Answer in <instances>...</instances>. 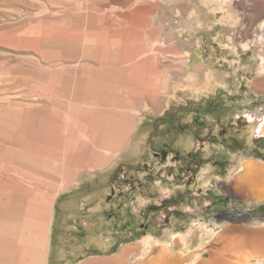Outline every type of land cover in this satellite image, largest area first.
Wrapping results in <instances>:
<instances>
[{
  "label": "rangeland",
  "instance_id": "1",
  "mask_svg": "<svg viewBox=\"0 0 264 264\" xmlns=\"http://www.w3.org/2000/svg\"><path fill=\"white\" fill-rule=\"evenodd\" d=\"M219 3L216 14L200 0H0V264H45L50 240L58 264L125 251L133 264L148 234L141 264H264V184L246 169L264 168V0ZM174 4L185 11L172 26ZM229 42L256 57L254 71L230 75L237 89L168 104L191 70L237 63ZM141 128L143 147L129 153ZM159 183L170 189L153 192ZM101 201L111 230L90 217ZM197 223L216 234L187 246Z\"/></svg>",
  "mask_w": 264,
  "mask_h": 264
},
{
  "label": "bare ground",
  "instance_id": "2",
  "mask_svg": "<svg viewBox=\"0 0 264 264\" xmlns=\"http://www.w3.org/2000/svg\"><path fill=\"white\" fill-rule=\"evenodd\" d=\"M200 2L203 5L207 6V8H209L212 12H214L216 14L220 10L219 6H220L221 2L219 3V5H217L219 0H215V1L214 0H200ZM221 6H220V8H222L221 10H223L224 9L223 4H221ZM206 11H207V9H206ZM223 16H224V18L226 17L229 21H231L232 24L234 23V22H232V20H234L235 17H233V14L230 11H228L227 13H223ZM197 23H198V20H197ZM221 30H223V29L221 28ZM188 31H190V30H188ZM183 39H185V38H183ZM223 39H224L223 37L219 38V42L221 45L224 44ZM229 41H231V40H229ZM229 44H230L229 45L230 48L228 50H226V53H229V54L230 53L231 54L237 53V54H239L240 56L238 57L237 63H231L230 69L227 68L228 70H226L224 73H221L220 75L218 72H216L217 70L215 71L213 69L205 70V72L203 74H201L199 72V69L193 70V71L191 70L190 72H188L186 77L184 76L185 78H182V79L176 81V84L173 86V92L168 99L169 100L168 104H171L173 101H176V99L179 100L180 97H181V101L182 100L186 101V99L189 98L190 99L189 101L191 103H195L197 101H200V99H205L206 96H208V97H212L213 95L215 96L217 94V90L219 87H225V89L227 88L229 91H235V89H237L236 88L237 87L236 79L230 77V75L238 74V73H240L241 70L246 71V72L254 71L253 68H254V63L256 62V57H254V59H247L246 55H242L240 53L239 48L237 46H235L233 44V42L232 43L229 42ZM263 69H264V57L262 58L260 70L262 71ZM234 86H235V88L233 89ZM214 96H213V98H214ZM172 104H174V103H172ZM191 119H192V116L190 115L189 117H187V119H185L182 122L183 123L189 122V121H191ZM142 131H143V129L141 128L138 131L141 136L138 134L139 136L133 139L134 142L132 141L133 142L132 145L129 146L131 150L128 148L130 150L129 153H132L135 151L137 152L139 148L143 147L142 142L144 141V139L142 137L143 136ZM192 144H193L192 143V137H191V139L190 138L189 139L183 138V139H181L179 146L182 147L183 145H185L186 148H191ZM141 155H143V154H141ZM205 156H208V155L205 154ZM120 162H122V161H120ZM246 169L249 171L250 179H252L253 183L256 186L258 184H264V168L248 164ZM215 172H216V169H214L213 166H209L206 169H204L202 171V174L205 173L209 178L207 180H205L203 178L199 179L197 182V185L202 186L204 189L209 188L210 184H212V181L214 179ZM168 189H170V185L163 186L162 184L159 183L158 185H156L154 187L153 192L156 191L159 193H164ZM262 192L264 195V189ZM142 196L143 195L137 196V198H136L137 199V205H136L137 208L143 206L145 204L144 202L147 201V199L146 198L143 199L144 197L142 198ZM172 227H174V228L178 227V224L175 223V224H173ZM216 230H217V228H211L210 229L206 225L197 223L193 226H190L189 230L186 233H183L181 235V239L185 243V245L189 246L192 242H194V240L197 237L202 238V239L211 237L214 234H216ZM152 235L153 234H148L147 236H144L140 239L139 244L141 247V249H140L141 251H140V254L136 256V258H135L136 260L143 261L150 254V252L153 248V245L155 244V241H156V239ZM99 240H101V239H99ZM100 242H102V241H100ZM104 246H105V244H104Z\"/></svg>",
  "mask_w": 264,
  "mask_h": 264
},
{
  "label": "crops",
  "instance_id": "3",
  "mask_svg": "<svg viewBox=\"0 0 264 264\" xmlns=\"http://www.w3.org/2000/svg\"><path fill=\"white\" fill-rule=\"evenodd\" d=\"M184 11H185V8H184L183 5H181V4H174L173 5V12H172L173 14L170 15L172 20L168 19V21H171L172 26L175 23V19H176L177 13L178 14H183ZM170 17L168 16V18H170ZM173 35L176 36L177 34L175 33ZM112 169H110L109 171H106V172L98 173L97 175H93L91 177V180L93 181L92 183L93 184L106 183L111 178V176L114 173V170H112ZM87 184H86V187H87ZM76 194L80 195L81 194V190H75V191H73V193L69 192V196H75ZM103 198H104V196H100L98 201L102 200ZM94 199H95V196L94 195H90L87 199L84 200L83 205H81V206H84L85 203L92 202ZM105 210H106V206L101 201L100 203H98L92 209V211L90 213V217L92 219L99 218L101 220V223H100V226H99L100 229L107 228L108 230H111V225L107 224L105 222V220L103 219V215H104ZM80 213H82V212H80ZM96 228H98L97 225H92L90 227L91 232L94 233ZM99 234L98 235H96V234L92 235L90 241L92 243L96 244L98 248L108 250L109 247L112 245L113 240L109 239L108 237L106 238L104 235H99ZM99 239H101V240H99ZM100 241H102V242H100ZM103 243L105 244V246H104ZM57 247H58L57 243H55L53 245L52 241L50 240V244L48 246V252H47L45 264H58L57 262H59L58 260L60 258V255L62 256L64 254L60 253L61 251H59ZM140 249H141V247H140ZM136 256H135V258H136ZM127 258H128V252L125 251V252H123V253H121L119 255H116V256H114L112 258H102V259H100V262L91 263V264H130L128 262ZM134 261H135V263H133V264H141L142 263L140 260L138 261V260L134 259Z\"/></svg>",
  "mask_w": 264,
  "mask_h": 264
},
{
  "label": "flooded vegetation",
  "instance_id": "4",
  "mask_svg": "<svg viewBox=\"0 0 264 264\" xmlns=\"http://www.w3.org/2000/svg\"><path fill=\"white\" fill-rule=\"evenodd\" d=\"M113 195H114V192H113Z\"/></svg>",
  "mask_w": 264,
  "mask_h": 264
}]
</instances>
